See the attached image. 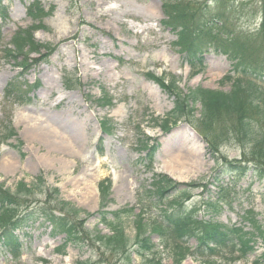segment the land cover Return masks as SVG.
Listing matches in <instances>:
<instances>
[{
  "label": "rangeland",
  "instance_id": "374dc122",
  "mask_svg": "<svg viewBox=\"0 0 264 264\" xmlns=\"http://www.w3.org/2000/svg\"><path fill=\"white\" fill-rule=\"evenodd\" d=\"M3 1L6 15L0 31V195L7 206L0 210V221L9 219L19 206V217L26 214L22 212L26 207L40 206L70 223L80 241L77 247L58 250L64 234L51 231L37 218L33 224L14 231L23 247L21 257L12 259L0 245V264H127L119 253L93 241V232L108 233L99 224V213L130 209L129 214L121 213V223L127 235L133 237L137 214L153 222L160 217L164 204L174 198L184 199L177 212L188 219L194 232L205 234L206 228L220 232L221 225L263 231V236L252 242L253 250L245 260L235 261L233 255L220 249L209 254L211 257H201L207 251H200L181 264H251L256 257L264 256V173L248 163L246 146L235 136L225 113L210 124L199 117L197 104V111L184 117V122L163 132L153 119L164 118L175 95L168 84H158L152 78L170 75L179 81L183 91L197 86L229 90L230 83H220L222 75L232 68V60L222 51V45L231 48L232 41H236L242 55L253 57L256 53L253 59H263L264 0H173L162 7L158 0H39L49 14L46 28L34 33L33 42L39 54L49 49L54 52L20 74L15 65H20L18 61L26 56L7 62L2 50L6 47L10 52L8 42L13 32L19 26L30 25L25 12L29 0ZM175 9L180 13L194 9L197 12L189 30L187 26L180 27L186 34L180 50L173 45L175 36L160 24ZM202 35L216 42L201 46L203 66L195 74V67L185 62V49L192 39L197 41ZM146 73L150 74L148 79ZM12 80L24 90L21 94L26 102L17 95L5 96L4 87ZM257 81L264 83V78ZM28 89L29 94L25 92ZM26 114L34 118L28 126L22 118ZM250 116L262 129L260 112L254 109ZM186 122L195 129L189 127L194 131L193 140L182 134L187 129ZM101 127L108 132L102 133ZM147 137L157 138L160 143L150 165L136 147ZM178 157L188 167L180 177L167 170L170 160ZM238 167L244 170L230 171ZM156 174L163 175V180L170 175L181 187L155 199V193L163 189L158 183L152 185ZM103 178L111 181V194L104 208L99 206L97 190ZM19 180L33 185L36 193L13 194ZM87 183L92 187L87 188ZM85 190L96 193L95 197H85ZM70 204L84 213L71 214ZM151 238L156 247L152 255L161 256V264H176L171 252L162 246L163 240L156 234ZM195 242L192 239L187 244L194 247ZM131 257L132 263H140L136 252L132 251Z\"/></svg>",
  "mask_w": 264,
  "mask_h": 264
},
{
  "label": "trees",
  "instance_id": "16d2710c",
  "mask_svg": "<svg viewBox=\"0 0 264 264\" xmlns=\"http://www.w3.org/2000/svg\"><path fill=\"white\" fill-rule=\"evenodd\" d=\"M217 1V0H215ZM33 23L31 31L28 32L27 29L19 28L16 33L12 36L11 46L9 55L13 58H18L24 56L25 54L39 53V49L36 48V44L33 42V33L37 28L45 27L44 18L49 14L42 10L38 4H33ZM197 9V7H195ZM177 10V9H175ZM182 11V9H181ZM174 14H170L169 24L174 30H178V43L183 42L184 36L186 34L180 29V27L187 26L189 30L190 23L193 18L197 15L195 9L192 12H181L180 10L174 11ZM177 14V15H176ZM177 16V17H176ZM175 17V18H174ZM174 18L175 22L171 20ZM46 28V27H45ZM34 29V30H33ZM230 35L227 36V39ZM236 39L235 34H233ZM210 38L206 36H199L198 38L202 40L203 38ZM192 43H189V45ZM238 44L236 41H232V46L225 47L230 54L235 57L237 64L235 66V72L240 75L239 78L226 77L225 80L231 83L230 89L227 91L222 90H212L203 87L190 88L186 92L182 91L178 84L177 79L173 77L164 76L162 78L152 77L158 84H168L171 87L172 93L175 95L174 105L172 110L167 114L169 119H164L160 121L161 127L167 129L169 125L175 123L177 120L182 119L196 111L195 105H200V118L204 120H209L208 123H215L218 118L221 117L220 113H225L226 117L229 119L231 126L233 127L234 134L239 137L242 144L246 146V151L248 153L249 162L258 166L259 171L264 173V126L262 129L257 126V121L251 118V111L257 109L262 115V121H264V87L261 85H255L251 81L247 80L246 77L262 74L264 72V55L263 59H253L249 54V57L241 54L238 49ZM229 48V49H228ZM26 59V58H24ZM25 61L22 62L24 64ZM150 77V74L147 73ZM168 77V78H167ZM166 117V118H167ZM164 179V178H163ZM160 179L154 182L162 186L163 189L160 190L158 195L163 194L167 189H172L176 187V184L171 179ZM101 207H105L108 202L110 195V182L108 179H103L98 184ZM18 190L24 191L25 194L30 193L31 189L26 187L24 183L18 184ZM0 210L3 207V200L0 195ZM176 204L175 201L172 203ZM77 211V209H74ZM1 215V214H0ZM113 221L108 222L106 219L111 216L108 213H101L100 219L103 224L108 228L109 234L102 235L99 232L95 233L94 242L106 250L114 251L119 253L123 259H125L127 264H132L131 250L133 247L136 248L138 253L146 252L145 257L142 259L140 264H161V260L156 259L154 256H149L147 254L153 253L154 245L150 239V235L156 233L160 238L167 243L171 244L169 247L173 253L172 256L176 264H180L187 255L190 254L189 249L186 245L178 239H172L169 236H174L170 233L176 231L179 235L190 233L192 231V225L186 218L165 216L167 226L163 222V218L160 222L153 221L147 222L141 216L134 220L135 224V234L132 239H130L124 232V229L120 223V218L117 213H113ZM61 226H67L69 230H65L66 235L71 238V243H79V239L74 236L75 230L70 223H66L61 220V218L54 219ZM4 222L3 220L0 221ZM3 224V223H1ZM62 228V227H61ZM240 234V236H239ZM236 232H215L212 228H206L205 234L202 233V240L216 242L219 248H227L230 252L239 253V258H245L247 251L250 250L252 239L255 236H263V233L255 229V233H249L245 231ZM207 238V239H204ZM173 242H172V241ZM178 240V241H177ZM215 249V248H214ZM238 257V255H237ZM253 264H264V256L262 258H257L254 260Z\"/></svg>",
  "mask_w": 264,
  "mask_h": 264
},
{
  "label": "bare ground",
  "instance_id": "6f19581e",
  "mask_svg": "<svg viewBox=\"0 0 264 264\" xmlns=\"http://www.w3.org/2000/svg\"><path fill=\"white\" fill-rule=\"evenodd\" d=\"M22 118L24 119V123L26 124V126H28L29 124H32L31 122H33V120H34L33 116H30L29 114L22 115ZM35 125L42 126L41 123H35ZM45 127L47 130H49L48 128L50 127V125L48 123H46ZM184 133L187 134V138L190 137L191 140L194 139V138H192L195 136L194 131H192L191 129L187 128V129L182 130V134H184ZM184 137H186V136H184ZM53 146L56 149L58 148V149L62 150L63 152H65V149H63V147L55 145V144ZM203 154H204V152H203ZM182 159L183 158L178 157L177 159L172 158V160H170V164L168 165V169H167L169 174H171L172 176H178V177L182 176V170L188 169L187 164H185ZM184 159H186V158H184ZM86 187L91 188L92 183H87ZM84 193H85V197H89V198H94L96 195V193H94L92 191H88V190H85Z\"/></svg>",
  "mask_w": 264,
  "mask_h": 264
}]
</instances>
